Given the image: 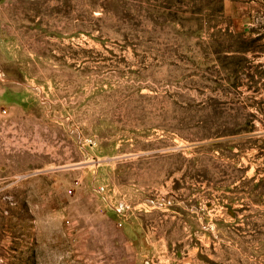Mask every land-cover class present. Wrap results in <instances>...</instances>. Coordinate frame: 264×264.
Returning <instances> with one entry per match:
<instances>
[{
    "label": "rangeland",
    "instance_id": "rangeland-1",
    "mask_svg": "<svg viewBox=\"0 0 264 264\" xmlns=\"http://www.w3.org/2000/svg\"><path fill=\"white\" fill-rule=\"evenodd\" d=\"M0 264H264V0H0Z\"/></svg>",
    "mask_w": 264,
    "mask_h": 264
}]
</instances>
